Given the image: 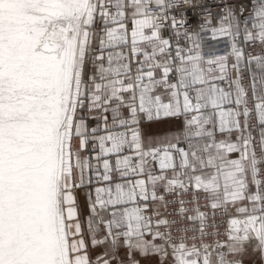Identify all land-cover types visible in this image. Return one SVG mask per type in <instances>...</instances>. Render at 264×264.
Wrapping results in <instances>:
<instances>
[{
    "label": "snow or ice",
    "instance_id": "obj_1",
    "mask_svg": "<svg viewBox=\"0 0 264 264\" xmlns=\"http://www.w3.org/2000/svg\"><path fill=\"white\" fill-rule=\"evenodd\" d=\"M0 264H264V0H0Z\"/></svg>",
    "mask_w": 264,
    "mask_h": 264
},
{
    "label": "crops",
    "instance_id": "obj_2",
    "mask_svg": "<svg viewBox=\"0 0 264 264\" xmlns=\"http://www.w3.org/2000/svg\"><path fill=\"white\" fill-rule=\"evenodd\" d=\"M81 202H83V195H81Z\"/></svg>",
    "mask_w": 264,
    "mask_h": 264
}]
</instances>
